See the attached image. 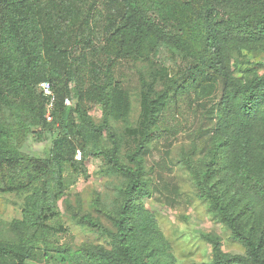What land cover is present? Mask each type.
Masks as SVG:
<instances>
[{"label": "trees", "instance_id": "obj_1", "mask_svg": "<svg viewBox=\"0 0 264 264\" xmlns=\"http://www.w3.org/2000/svg\"><path fill=\"white\" fill-rule=\"evenodd\" d=\"M160 46L180 56L172 75L155 65ZM258 49L264 0H0V196L22 197L20 217L0 219V264H176L143 203L145 158L160 140L170 147L187 111L192 148L183 163L195 195L243 249L226 252L219 237L202 234L212 248L202 264H264V74L256 69L264 64L247 57ZM127 59L149 65L133 125L130 94L114 76ZM28 137L49 139L46 152L24 153ZM90 156L122 181L110 206L94 195L91 211L72 210L93 235L76 245L58 205L66 176L87 177Z\"/></svg>", "mask_w": 264, "mask_h": 264}, {"label": "rangeland", "instance_id": "obj_2", "mask_svg": "<svg viewBox=\"0 0 264 264\" xmlns=\"http://www.w3.org/2000/svg\"><path fill=\"white\" fill-rule=\"evenodd\" d=\"M248 59L264 64V49L247 53ZM155 65H162L172 75L180 65V56L165 46H160L158 55L153 57ZM257 72L264 74V65L257 66ZM149 65L147 61L127 59L117 62L114 69L116 80L126 89L131 97V111L129 121L133 125L139 116V79L147 77ZM237 75L240 72H236ZM204 102L206 98L200 97ZM71 103V101L69 102ZM89 114L95 122L101 119L98 106L90 109ZM192 114L180 113L178 120L181 130L173 135L170 147H166L163 140L151 146V151L145 158L146 177L149 181L151 197L145 198V207L156 216L158 226L170 245V252L174 255L176 264H202L209 260L212 248L201 235L211 234L221 240L222 249L229 253H242V247L230 238L229 231L217 221L209 212L207 203L195 195L192 179L184 167L183 154L191 150L190 128ZM119 132L123 130L121 121H111ZM49 147V139L36 140L28 137L22 144V151L30 155H42ZM131 147V140L126 138L122 143V153ZM87 177L77 174L66 176V194L59 200V209L65 221L71 226L76 245L92 240L93 235L81 229L70 219L73 209L91 211L94 195H98L103 206H110L115 196L116 188L122 181L119 175L109 173L98 157L90 156L84 161ZM22 197L15 194L0 196V219L9 221L20 217ZM104 223L105 220L102 218ZM102 242L96 239V242ZM27 264H44L27 263ZM48 264H63L56 259H50Z\"/></svg>", "mask_w": 264, "mask_h": 264}, {"label": "built area", "instance_id": "obj_3", "mask_svg": "<svg viewBox=\"0 0 264 264\" xmlns=\"http://www.w3.org/2000/svg\"><path fill=\"white\" fill-rule=\"evenodd\" d=\"M43 95L49 97L48 101L46 102V110H45V118L47 121H51L52 120V115H51V109L53 107V92H52V87L51 84L49 83V81H43L39 84ZM65 104L68 105L70 104V100L68 98L65 99ZM74 158L76 160H79L81 158V154L79 151L76 152V154L74 155Z\"/></svg>", "mask_w": 264, "mask_h": 264}]
</instances>
